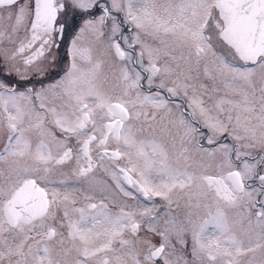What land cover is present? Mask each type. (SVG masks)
Listing matches in <instances>:
<instances>
[{
    "label": "snow or ice",
    "instance_id": "1",
    "mask_svg": "<svg viewBox=\"0 0 264 264\" xmlns=\"http://www.w3.org/2000/svg\"><path fill=\"white\" fill-rule=\"evenodd\" d=\"M0 69V264H264V0H0Z\"/></svg>",
    "mask_w": 264,
    "mask_h": 264
},
{
    "label": "flooded vegetation",
    "instance_id": "2",
    "mask_svg": "<svg viewBox=\"0 0 264 264\" xmlns=\"http://www.w3.org/2000/svg\"><path fill=\"white\" fill-rule=\"evenodd\" d=\"M23 2H24V0H21V3H23ZM117 15H119V16L122 17V14H117ZM125 32H126V34H129L130 35V33H127V29L126 28H125ZM21 35H23V33H21ZM137 51H138V49H137ZM60 54L63 57V62H62V65H61V69L66 70L67 67H68V64L70 63V58H68L66 56V54H65V47L64 46L61 47ZM146 62L147 61L145 60V63ZM61 69H58L55 66L49 67L48 70H47V73L44 74V75H41V76H37L36 73H35V71H30L28 73V75L30 77V80L29 81H25L24 83H31L36 88H39L41 85H43V86L46 87L49 83L54 82V79L55 78H58L59 75H62L63 74V71ZM0 72H2V69H0ZM5 78L8 79V80H18V78L15 75L10 76V77H5ZM205 83H210V82L209 81H205ZM18 90H22V89H18ZM164 95H167V94L164 93ZM172 100L175 103H181V102H183L185 104V107L187 106L186 105V98H183L182 96L173 97ZM200 131L205 136L209 134L208 129L203 128L202 126L200 127ZM57 135H59V133H57ZM198 139H199V137H198ZM74 143L75 142L73 141V144ZM202 143H203V146L206 147V148H215L217 146V144H218V143H216V144H213V145H208L207 142H206V140H202ZM2 144H3V136H2V133H0V147H2ZM123 163L124 162L122 161L121 162V166L123 165ZM70 167H71L70 165L64 166L63 172L65 173V175H63V176L57 175L56 176V179L57 180L67 179V182H69V183H75V184L80 183L76 177H72L70 175ZM96 176H97V179H99L101 181H107V182L111 183V177L109 175L105 174L103 172V170H98L97 173H96ZM112 186H113V188L115 187L114 184ZM131 191L135 192V189H131ZM136 195L139 196V193H136ZM121 198L127 200L130 204H133V205H135L137 203L135 200H132L129 197H121ZM81 199H83L82 196H81ZM140 200H143V197H140ZM143 203L149 204V205L152 204V203H155V204H157V205L160 206V211L161 212H163L165 210V208L167 207L164 204V202L161 201L159 198H153L152 201H143ZM140 235L141 236L144 235L143 230L141 231ZM155 240L158 242L159 238L158 237H155ZM180 247H181L180 245H177L178 251H179ZM185 251L188 254V258L191 259V256H190V251H191V237H190V235L188 237V247H187V249H185Z\"/></svg>",
    "mask_w": 264,
    "mask_h": 264
},
{
    "label": "rangeland",
    "instance_id": "3",
    "mask_svg": "<svg viewBox=\"0 0 264 264\" xmlns=\"http://www.w3.org/2000/svg\"><path fill=\"white\" fill-rule=\"evenodd\" d=\"M181 103H183V102H181ZM225 137H226V134H225V136L219 137V139L217 140V143L224 142V143H228L230 145L235 143L230 137H228V138H225ZM247 151L251 152L253 155L264 154V153L261 152V150L259 148L247 149ZM217 157H218V161L220 159H222V157L220 156L219 153L217 154ZM242 159H244V157H242ZM233 160L235 161V157L234 156H233ZM235 163L239 164V161H235ZM210 171H212V170H210Z\"/></svg>",
    "mask_w": 264,
    "mask_h": 264
}]
</instances>
